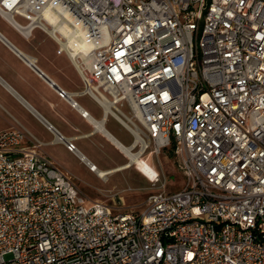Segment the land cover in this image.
Masks as SVG:
<instances>
[{"label": "built area", "instance_id": "obj_1", "mask_svg": "<svg viewBox=\"0 0 264 264\" xmlns=\"http://www.w3.org/2000/svg\"><path fill=\"white\" fill-rule=\"evenodd\" d=\"M0 15L55 38L140 156L174 141L184 176L122 209L25 129L0 130V264H264V0H0Z\"/></svg>", "mask_w": 264, "mask_h": 264}, {"label": "crops", "instance_id": "obj_2", "mask_svg": "<svg viewBox=\"0 0 264 264\" xmlns=\"http://www.w3.org/2000/svg\"><path fill=\"white\" fill-rule=\"evenodd\" d=\"M0 21L15 31L9 34L0 29V130L25 129L30 139L39 140L41 149L71 172V158L95 175L90 164L110 170L128 161L120 145L133 144V134L112 111L84 91L78 69L55 38L38 27L25 36L1 15ZM57 86L67 90L77 106L60 97ZM81 110L88 115H82ZM126 132L132 137L130 144L125 143ZM65 139L75 144L74 150L67 148Z\"/></svg>", "mask_w": 264, "mask_h": 264}, {"label": "rangeland", "instance_id": "obj_3", "mask_svg": "<svg viewBox=\"0 0 264 264\" xmlns=\"http://www.w3.org/2000/svg\"><path fill=\"white\" fill-rule=\"evenodd\" d=\"M19 21H22L17 17ZM0 29L13 34L15 31L4 21H0ZM40 32L39 29L36 30ZM128 111L127 107L123 108ZM125 143L130 144L131 135L126 132ZM130 146V145H129ZM138 149L135 148V151ZM126 156L121 159L125 161ZM72 167L73 175L79 189L86 196L93 199H101L120 206L122 209H140L151 192L159 189L178 190L184 183V176L180 171L175 156L170 151V146L156 151L151 143L140 156V163L132 164L128 168L114 171L106 177L99 176L85 170L74 159ZM77 172V174H74ZM77 176V177H76ZM79 177V178H78ZM155 178H158L157 181ZM121 198V201H120Z\"/></svg>", "mask_w": 264, "mask_h": 264}, {"label": "bare ground", "instance_id": "obj_4", "mask_svg": "<svg viewBox=\"0 0 264 264\" xmlns=\"http://www.w3.org/2000/svg\"><path fill=\"white\" fill-rule=\"evenodd\" d=\"M51 22H54V21L51 20ZM56 29H58L63 35L67 36V40L62 41V44L65 48L68 49V51L70 52L71 56L73 57V59L77 65H79V62L76 58V55L80 56L81 59L86 63L91 61V56L89 54H87L85 52V50L80 48V46H82V45H79L78 44V41H79L78 38L74 34L70 33V28L68 25L56 24L52 29L50 28L49 31L53 32ZM120 148L122 149L124 154L128 157V159H129L128 161H126L124 164L118 166L117 168L110 169V170H102V169H99L96 165L90 164V165H92L93 171L96 172L101 177H106L108 174L112 173L115 170H121V169L130 167L133 163L141 165L139 159H140V153H141L143 147L141 149H138L137 151H135L136 145H135V143H133L130 146L120 145Z\"/></svg>", "mask_w": 264, "mask_h": 264}, {"label": "trees", "instance_id": "obj_5", "mask_svg": "<svg viewBox=\"0 0 264 264\" xmlns=\"http://www.w3.org/2000/svg\"><path fill=\"white\" fill-rule=\"evenodd\" d=\"M174 149H175V142L172 141L171 146H170V151L175 156Z\"/></svg>", "mask_w": 264, "mask_h": 264}]
</instances>
